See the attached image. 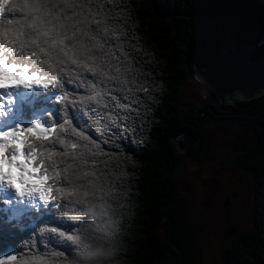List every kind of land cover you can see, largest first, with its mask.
I'll return each mask as SVG.
<instances>
[{
  "label": "clouds",
  "instance_id": "9594fccd",
  "mask_svg": "<svg viewBox=\"0 0 264 264\" xmlns=\"http://www.w3.org/2000/svg\"><path fill=\"white\" fill-rule=\"evenodd\" d=\"M138 27L129 0H0V118L17 94L46 101L0 127V205L30 221L0 264H138L136 156L168 87ZM20 216L7 220L24 231Z\"/></svg>",
  "mask_w": 264,
  "mask_h": 264
},
{
  "label": "trees",
  "instance_id": "16d2710c",
  "mask_svg": "<svg viewBox=\"0 0 264 264\" xmlns=\"http://www.w3.org/2000/svg\"><path fill=\"white\" fill-rule=\"evenodd\" d=\"M137 31L155 52L153 68L167 90L156 107L149 139L136 156L140 209L132 253L138 264H197L193 225L180 204L176 172L180 164L172 139L181 133L187 153L198 157L208 136V123L237 122L250 140L232 155L233 165L249 179L252 226L228 242L233 264H264V59L250 63L246 54L264 41V0H129ZM206 83L217 100L197 109L178 106L181 83L189 72ZM46 104L42 99L36 111ZM38 107V108H37ZM29 113L28 106L23 108ZM73 122L82 119L72 114ZM198 142V143H197ZM127 150L134 151L131 145ZM160 182L161 189H156ZM48 223L61 225L46 218ZM7 220L0 206V252L12 251L28 235V216Z\"/></svg>",
  "mask_w": 264,
  "mask_h": 264
},
{
  "label": "rangeland",
  "instance_id": "374dc122",
  "mask_svg": "<svg viewBox=\"0 0 264 264\" xmlns=\"http://www.w3.org/2000/svg\"><path fill=\"white\" fill-rule=\"evenodd\" d=\"M262 59L264 57L258 61ZM189 74H193L192 70ZM187 80L184 79L181 83L177 102L179 107L191 110L204 104L216 103L217 98L213 92L212 98L203 102L199 101L191 86L186 83ZM20 101L28 105L29 113H22L23 110L19 107ZM38 110H42V107ZM34 111L36 108L31 97L17 96L12 112L8 114L7 119L0 118V124L13 119H28ZM207 128L209 133L206 143L200 155L195 158L187 153L189 140L184 134L182 139L177 141L181 151H177L172 139L173 147L180 160L175 174L176 189L180 204H183L184 211L190 219L189 222L193 225L194 242L200 249L197 264H222L221 253L226 249L228 242L235 240L238 233L252 226L251 185L249 179L231 163L232 155L247 145L250 136L239 130L237 122L233 120H211ZM0 206L7 216L12 210L21 212V215H24L26 211L24 209L6 210L3 205ZM229 230L232 231L229 232Z\"/></svg>",
  "mask_w": 264,
  "mask_h": 264
},
{
  "label": "water",
  "instance_id": "95a60500",
  "mask_svg": "<svg viewBox=\"0 0 264 264\" xmlns=\"http://www.w3.org/2000/svg\"><path fill=\"white\" fill-rule=\"evenodd\" d=\"M263 57H264V41L254 46L252 49H250L246 54L245 59L250 63H255ZM161 187H162L161 183L158 182L156 184V189L159 190L161 189ZM221 262L222 264H233V262L230 260L229 254L226 249L223 250L221 253Z\"/></svg>",
  "mask_w": 264,
  "mask_h": 264
},
{
  "label": "flooded vegetation",
  "instance_id": "af4514ba",
  "mask_svg": "<svg viewBox=\"0 0 264 264\" xmlns=\"http://www.w3.org/2000/svg\"><path fill=\"white\" fill-rule=\"evenodd\" d=\"M233 230H234V227H233ZM229 232H231V231H229ZM229 232H228V233H229ZM225 237H226V236H225Z\"/></svg>",
  "mask_w": 264,
  "mask_h": 264
}]
</instances>
